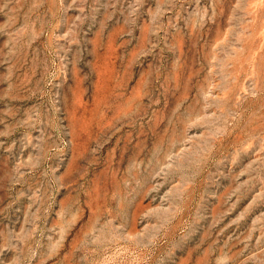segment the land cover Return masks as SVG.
Returning <instances> with one entry per match:
<instances>
[{"label": "rangeland", "instance_id": "1", "mask_svg": "<svg viewBox=\"0 0 264 264\" xmlns=\"http://www.w3.org/2000/svg\"><path fill=\"white\" fill-rule=\"evenodd\" d=\"M0 264H264V0H0Z\"/></svg>", "mask_w": 264, "mask_h": 264}]
</instances>
